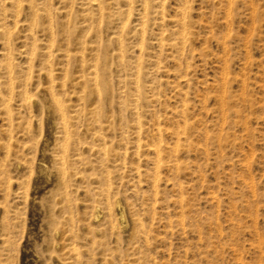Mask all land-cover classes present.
I'll use <instances>...</instances> for the list:
<instances>
[{
  "label": "rangeland",
  "instance_id": "374dc122",
  "mask_svg": "<svg viewBox=\"0 0 264 264\" xmlns=\"http://www.w3.org/2000/svg\"><path fill=\"white\" fill-rule=\"evenodd\" d=\"M31 1L0 0V264H264V0Z\"/></svg>",
  "mask_w": 264,
  "mask_h": 264
},
{
  "label": "bare ground",
  "instance_id": "6f19581e",
  "mask_svg": "<svg viewBox=\"0 0 264 264\" xmlns=\"http://www.w3.org/2000/svg\"><path fill=\"white\" fill-rule=\"evenodd\" d=\"M31 1V0H30ZM22 2H23V0H10V4L12 5V6H15V7H18V10H15V18L14 19H16V17H17V15H18V12H19V8L21 7V4H22ZM32 2V1H31ZM131 2V1H130ZM129 2V3H130ZM186 2V1H185ZM144 3H145V1H144ZM3 4V3H2ZM130 7H131V5L130 4H128ZM49 7V6H48ZM49 9V8H48ZM181 9V8H180ZM186 9L187 8H183L182 7V10H183V14H184V16H183V18H182V20H181V25H186V21H185V19H186ZM48 11V10H47ZM33 12H35V8H34V10H33ZM50 12V11H49ZM48 12V13H49ZM145 13V12H144ZM34 14V13H33ZM145 15V14H144ZM34 16H35V14H34ZM50 17V16H49ZM144 17V16H143ZM4 18V17H3ZM33 19V21H34V17H32ZM37 19V17L35 18V20ZM181 19V18H180ZM4 21V20H3ZM15 21L16 20H14V23H15ZM144 21V20H143ZM100 22V21H99ZM144 24V23H143ZM51 25V24H50ZM31 26H33V24L31 25ZM184 27V26H183ZM30 29H31V27H30ZM50 29V28H49ZM184 30H186L187 28L186 27H184L183 28ZM184 30L182 31L183 33L182 34H184L183 35V37L184 36H186L185 35V32H184ZM31 31H32V29H31ZM52 31V30H51ZM143 32V31H142ZM7 36H9V34L8 35H6V37ZM120 38V37H119ZM183 40H185V39H183ZM183 42V41H182ZM7 43V42H6ZM9 43V42H8ZM183 44H184V42H183ZM7 46H9V45H7ZM8 49V48H7ZM50 49V48H49ZM141 49V48H140ZM8 51V50H7ZM49 51V50H48ZM121 52V51H120ZM10 55V54H9ZM121 56H122V54H121ZM9 58V57H8ZM9 60V59H8ZM10 61V60H9ZM50 64V63H49ZM8 65H10V64H8ZM96 66V65H95ZM94 66V67H95ZM11 68V67H10ZM9 68V69H10ZM96 68V67H95ZM29 69V68H28ZM94 69V68H93ZM11 71V70H10ZM104 71V70H103ZM29 74V73H28ZM95 74V73H94ZM26 77V76H25ZM52 78V77H51ZM95 79V81L97 80L96 78H94ZM104 79V78H103ZM138 79H136V81H137ZM11 83V82H10ZM106 83V80L104 79V84ZM137 83V82H136ZM96 85H97V83H96ZM10 86V85H9ZM25 89H26V87H24ZM9 89H10V87H9ZM12 89V88H11ZM11 89H10V92H11ZM26 95V93H24V96ZM9 97V96H8ZM55 97V96H54ZM8 99V98H7ZM56 98H54V100H55ZM33 101H34V99H33ZM60 103L61 101H58L57 100V103ZM8 107V106H7ZM30 107V106H29ZM62 111V110H61ZM62 115H64V114H62ZM9 119V118H8ZM66 120V119H65ZM63 121V120H62ZM65 128V127H64ZM139 132V131H138ZM140 139V138H139ZM103 151H104V153H105V150L103 149ZM158 151V150H157ZM63 160V159H62ZM124 162V161H123ZM64 164V163H63ZM63 170V169H62ZM67 184V183H66ZM109 185V184H108ZM108 195V196H107ZM107 202L105 203V205L103 206V207H100L99 205H93L92 207H91V213H90V217H91V219H93V220H97V219H99L100 218V216H101V214L102 213H105V215H107L108 217H113V216H115V214H116V216L118 217V220L120 221V223L122 224V225H124L125 224V222H127L126 220H125V208H124V206H123V204L121 203V201L119 200V198L118 199H113V200H110L109 199V194H108V192H107ZM112 229V228H111ZM123 229V228H122ZM56 232V231H55ZM57 233H58V231H57Z\"/></svg>",
  "mask_w": 264,
  "mask_h": 264
}]
</instances>
